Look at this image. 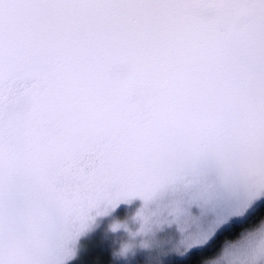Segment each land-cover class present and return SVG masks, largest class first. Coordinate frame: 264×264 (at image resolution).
Wrapping results in <instances>:
<instances>
[{"label": "snow or ice", "instance_id": "6c2138e0", "mask_svg": "<svg viewBox=\"0 0 264 264\" xmlns=\"http://www.w3.org/2000/svg\"><path fill=\"white\" fill-rule=\"evenodd\" d=\"M135 197L181 254L264 210V0H0V264ZM223 255L264 264V217Z\"/></svg>", "mask_w": 264, "mask_h": 264}, {"label": "rangeland", "instance_id": "374dc122", "mask_svg": "<svg viewBox=\"0 0 264 264\" xmlns=\"http://www.w3.org/2000/svg\"><path fill=\"white\" fill-rule=\"evenodd\" d=\"M143 206V201L139 197H135L129 203L121 202L108 216L96 217L92 221L88 230L82 233L75 241L74 244L69 243V247H74L75 255L73 258L66 261V264H71L79 259L83 252L90 249L96 244H103V242L114 243L115 250L119 247L120 243L128 238L127 233L123 230L112 233L108 230V226L115 220L127 221L129 227L135 230L138 224L132 222V216ZM95 217V210L90 213ZM239 238V237H238ZM237 238V239H238ZM235 239V240H237ZM234 240V241H235ZM198 248H194L195 250ZM182 248L179 244L178 233L176 232L175 225L170 227L165 226L163 230H157L155 237L151 238V247L148 249H141L137 247L134 254L130 253L126 261H137L142 258L144 264H162L164 261H169L174 257H183L190 251L181 254ZM224 248L219 255L211 260L212 264H226V259L223 255ZM209 262V264H210Z\"/></svg>", "mask_w": 264, "mask_h": 264}, {"label": "trees", "instance_id": "16d2710c", "mask_svg": "<svg viewBox=\"0 0 264 264\" xmlns=\"http://www.w3.org/2000/svg\"><path fill=\"white\" fill-rule=\"evenodd\" d=\"M262 217H264V210L258 211L247 224L243 226L237 225L221 232L216 238L215 243L210 247L191 250L183 257H174L169 261H164L162 264H209L211 260L219 255L226 242L237 239L244 229L256 226ZM113 244L114 243L110 242L96 244L83 252L79 259L71 264H144L142 258H140L139 261L134 259L130 262L121 259H114L113 252L115 251V248L113 247Z\"/></svg>", "mask_w": 264, "mask_h": 264}, {"label": "clouds", "instance_id": "9594fccd", "mask_svg": "<svg viewBox=\"0 0 264 264\" xmlns=\"http://www.w3.org/2000/svg\"><path fill=\"white\" fill-rule=\"evenodd\" d=\"M111 211V209H106L105 206L101 205L95 210V217L93 216L92 221H94L96 217L108 216ZM157 216L156 210L142 206L131 218L133 223L138 224L135 230L129 227L127 221H113L108 226V230L112 233L123 230L128 236V238L122 241L119 247L113 252V258L127 259L130 253L134 254L137 247L141 249L150 248L151 238L155 237L158 229ZM210 264H212V262H210Z\"/></svg>", "mask_w": 264, "mask_h": 264}]
</instances>
